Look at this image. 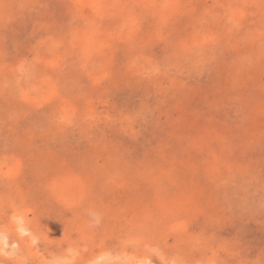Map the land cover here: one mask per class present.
Returning <instances> with one entry per match:
<instances>
[{
	"label": "rangeland",
	"instance_id": "374dc122",
	"mask_svg": "<svg viewBox=\"0 0 264 264\" xmlns=\"http://www.w3.org/2000/svg\"><path fill=\"white\" fill-rule=\"evenodd\" d=\"M0 264H264V0H0Z\"/></svg>",
	"mask_w": 264,
	"mask_h": 264
}]
</instances>
